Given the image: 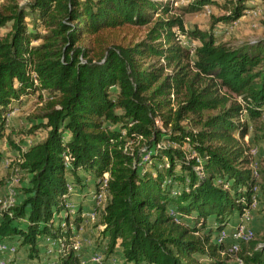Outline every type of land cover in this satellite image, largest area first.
I'll return each mask as SVG.
<instances>
[{"label":"trees","instance_id":"trees-1","mask_svg":"<svg viewBox=\"0 0 264 264\" xmlns=\"http://www.w3.org/2000/svg\"><path fill=\"white\" fill-rule=\"evenodd\" d=\"M174 1L0 5V28L12 23L0 35V161L8 143L26 178L16 204L0 209V242L20 240L28 260L41 264L49 237L63 244L59 264H81V208L71 227L61 215L65 193L68 184L99 192L108 173L93 225L106 254L118 249L125 264H205L202 256L227 264L213 235L264 189V169L253 174L245 141L254 126L264 139V38L234 46L217 29L257 0ZM206 5L224 12L211 15L207 30L188 28L185 15ZM32 95H46L41 120L21 132L42 137L23 147L8 114ZM251 244L240 250L245 263L264 264V238Z\"/></svg>","mask_w":264,"mask_h":264},{"label":"rangeland","instance_id":"rangeland-1","mask_svg":"<svg viewBox=\"0 0 264 264\" xmlns=\"http://www.w3.org/2000/svg\"><path fill=\"white\" fill-rule=\"evenodd\" d=\"M29 0H0V5L3 4H9L12 2H17L21 5L27 3ZM189 1L193 0H187L185 2H179L175 3L174 6L177 8L179 5H184L188 3ZM223 2L224 0H220ZM256 7L254 9L257 10L256 14H253L251 12H247L241 19L237 20L233 25L229 27H224L222 24L217 29L218 36H220V40L223 42H227L231 45L237 46L244 42L249 41H255L258 39L264 38V3H261V0L256 1ZM212 11L209 13L205 9H203L200 12L190 13L185 15V22L186 26L188 28L194 29L195 27H199L201 29H209L212 18L211 15L217 14V16L221 15L224 11H221L218 7L214 6L211 9ZM12 23H8L6 26L0 28V35L6 34L8 31L11 30ZM138 33L140 36H144L145 29L141 28ZM25 101L22 106H16L14 109V113L12 117H10V123L12 122L13 118H16L18 125L17 127L14 126V133L16 141L22 142L23 147L30 146L34 142H36L38 139L42 137L41 131H36L35 134H26L21 132V130H28L35 124H38L40 122V115L42 114L43 107L45 105L44 99L46 98V95H44V98L37 97L35 95H32L30 97H25ZM260 120V119H259ZM261 120L264 121V114L261 117ZM21 136H19V134ZM260 129L257 128V126L251 127L248 135L245 137V141L248 143L250 148H255L257 150L256 157H257V164L258 169H264V139H255V135H260ZM39 135V137H38ZM24 136V137H23ZM4 146V157H3V165L0 164V193H7L11 192H17V189L25 184L26 178L24 174L20 171L17 163V156L18 153L15 152L13 149H8V143H3ZM13 161V163H12ZM7 162V163H6ZM90 191V190H89ZM88 191V192H89ZM241 221V215L238 213H235L230 220V223L225 228L228 232H231L234 230ZM91 224L89 226V231L93 236L96 238L98 237V231L97 227L93 226ZM249 226H251L255 231V236L253 240L246 244H241V249L244 247L249 248L252 244V242L257 241L261 242V240L264 238V189H261L260 192V202L258 207L254 210L252 214V218L249 221ZM219 232H216L213 236L216 238ZM76 241V238L74 239ZM227 241H230V238H227ZM20 251V250H19ZM22 251V250H21ZM108 254H106L107 259ZM20 259L23 261L27 260V257L23 252H20L19 255ZM242 257L241 252L238 254H231L228 255L226 262L227 264H236L237 258ZM105 259V261H106ZM200 260H202L205 264H208L211 259L207 256L200 257Z\"/></svg>","mask_w":264,"mask_h":264},{"label":"built area","instance_id":"built-area-1","mask_svg":"<svg viewBox=\"0 0 264 264\" xmlns=\"http://www.w3.org/2000/svg\"><path fill=\"white\" fill-rule=\"evenodd\" d=\"M187 0H179V2H185ZM175 3H178V0L175 1ZM207 12H211L212 8L209 5H206L204 8ZM248 12H251L253 14L257 13L256 9H251ZM217 30V34H218ZM181 39L184 44H186L189 47H194V43L191 42V40L184 34H181ZM193 51V49H192ZM15 110V109H14ZM14 111L8 114V123L10 124V117H12ZM127 149V147H126ZM257 150L255 148H250L249 155L252 158V169L253 174L256 177H260L258 164H257V157H256ZM148 157H146V160ZM7 163V162H6ZM108 178L109 174L105 173L101 185V190L99 192H93V200H94V206L90 210H82L79 215L81 217V221L85 224L87 223H94L98 221L101 217V210L105 206V199H106V189L108 187ZM256 189H258L256 187ZM68 191L65 193L66 199L64 200L65 208L63 212L61 213L62 216H69V223L71 227L75 228V223L73 221V218L76 216L78 212V206L74 202L73 194H76V188L72 184H68ZM173 194L175 195H181V188L178 185L174 186ZM16 196L17 192H11L6 193L5 195H0V209L2 208H10L16 204ZM259 201L258 198L255 197L251 207L246 210L241 215V221L240 224L231 232H228L226 229L219 232L217 237L215 238V242L217 244H223L225 246L224 250L222 251L223 255H231V254H238L241 250V244L248 242L249 240L253 239L255 236L254 229L249 226V221L252 218V214L254 210L258 207ZM170 213L176 216V212L174 208H171ZM179 221V219H177ZM67 221L63 222L65 224ZM227 238H230V241H227ZM49 244H51L53 247L48 249L49 253L56 252L57 255L60 254L63 251V244L61 242V239H50L48 237ZM75 248L79 249V245L77 243H74ZM94 252L90 256L89 260L82 258L81 264H88L90 261L92 264H105V258H106V251L108 249L107 245L103 246H96L94 244ZM19 250H20V240H17L15 242L13 241H2L0 242V264H22V260L19 257ZM55 250V251H54ZM47 251V252H48ZM3 254H9L10 257L8 259L4 258ZM236 264H246L244 259L242 257H238ZM58 262V260H57ZM59 264V263H58ZM114 264H122L118 262V260H114Z\"/></svg>","mask_w":264,"mask_h":264},{"label":"crops","instance_id":"crops-1","mask_svg":"<svg viewBox=\"0 0 264 264\" xmlns=\"http://www.w3.org/2000/svg\"><path fill=\"white\" fill-rule=\"evenodd\" d=\"M11 126L15 125V127H17L18 122L16 120V118H13L12 122L10 123ZM3 160L0 161V164L3 165ZM1 167V166H0ZM4 193H0V195H2ZM74 202L77 204L78 208H81L82 210H90L93 206H94V200H93V192H78L76 194H73L72 196ZM100 220V219H99ZM96 221L94 223L90 222V223H83L81 222L80 227L76 230V241L75 243H77L79 245V249H77L79 252H81L83 254L82 258H85L87 260H89L90 256L93 254L94 250H95V246L94 244L96 243L97 237L95 238L93 236V234L90 233L89 231V226L91 224L95 225L97 222ZM92 225V227H93ZM10 241H17V240H10ZM46 243H49L48 238H46ZM53 246L51 244H49V247H47V251L48 249L52 248ZM55 251V250H54ZM19 251V255H20ZM4 258L8 259L10 257L9 254H3L2 255ZM118 260V262L125 264L126 259L123 257V255L121 254V252H119V250L117 249L116 252L110 254L107 256V259L105 261V264H114V260ZM58 257H57V253H48L44 255V258H42V262L41 264H58L57 262ZM23 262V261H22ZM25 264H39V261L37 259L34 260H24ZM88 264H92L90 261L88 262Z\"/></svg>","mask_w":264,"mask_h":264}]
</instances>
